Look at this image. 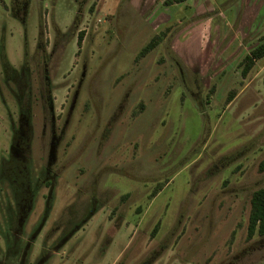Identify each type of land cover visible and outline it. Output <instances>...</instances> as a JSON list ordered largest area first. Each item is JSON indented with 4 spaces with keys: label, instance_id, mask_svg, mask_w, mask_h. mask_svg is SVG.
Wrapping results in <instances>:
<instances>
[{
    "label": "rangeland",
    "instance_id": "rangeland-1",
    "mask_svg": "<svg viewBox=\"0 0 264 264\" xmlns=\"http://www.w3.org/2000/svg\"><path fill=\"white\" fill-rule=\"evenodd\" d=\"M62 1L80 26L50 102L35 106L28 152L66 159L50 223L95 210L48 264H264V236L247 237L264 187V58L242 74L264 0ZM38 176L28 227L47 193Z\"/></svg>",
    "mask_w": 264,
    "mask_h": 264
},
{
    "label": "flooded vegetation",
    "instance_id": "flooded-vegetation-1",
    "mask_svg": "<svg viewBox=\"0 0 264 264\" xmlns=\"http://www.w3.org/2000/svg\"><path fill=\"white\" fill-rule=\"evenodd\" d=\"M62 2L0 0V264H48L94 216L92 202L85 216L50 223L52 199L66 159L61 152H28L30 132L35 136L36 130L31 123L35 106L50 102L51 75L61 67L66 50L69 27ZM79 26L69 29L78 31ZM82 35L78 34L77 45ZM44 131L50 138L45 125ZM34 172L39 173L35 187L42 185L47 193L42 214L28 227L33 205L28 183H33ZM76 204L78 213L81 206Z\"/></svg>",
    "mask_w": 264,
    "mask_h": 264
},
{
    "label": "trees",
    "instance_id": "trees-1",
    "mask_svg": "<svg viewBox=\"0 0 264 264\" xmlns=\"http://www.w3.org/2000/svg\"><path fill=\"white\" fill-rule=\"evenodd\" d=\"M178 2H182L183 0H174ZM162 35H155L151 38V40L143 47L141 50L138 59L145 57L148 55L153 49H155L162 41ZM82 38V37H81ZM264 58V38L256 44L251 51L244 57L242 62V74L243 76H247L251 70L254 68L257 61ZM231 96H229L230 103ZM144 108V104H142V109ZM261 170H264V162L261 166ZM162 187H157L152 193V197L156 196ZM158 230V225H156L154 229V233ZM264 236V187H261L255 190L252 194L251 199V212L249 216V223H248V232L247 237L248 239L254 238L256 235Z\"/></svg>",
    "mask_w": 264,
    "mask_h": 264
}]
</instances>
